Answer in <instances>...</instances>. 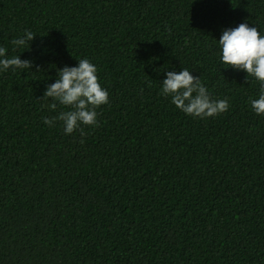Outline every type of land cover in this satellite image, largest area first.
<instances>
[{"label":"trees","instance_id":"trees-1","mask_svg":"<svg viewBox=\"0 0 264 264\" xmlns=\"http://www.w3.org/2000/svg\"><path fill=\"white\" fill-rule=\"evenodd\" d=\"M241 22L264 34V0H0V46L31 61L0 73V264H264L259 85L215 40ZM85 57L109 103L65 135L44 91ZM185 67L229 110L160 95Z\"/></svg>","mask_w":264,"mask_h":264},{"label":"clouds","instance_id":"clouds-1","mask_svg":"<svg viewBox=\"0 0 264 264\" xmlns=\"http://www.w3.org/2000/svg\"><path fill=\"white\" fill-rule=\"evenodd\" d=\"M35 35L31 30H24L23 34L11 40L14 48L27 45ZM217 41L218 59L223 68L246 73L259 85L256 96L250 98L249 106L254 114L264 115V34L257 27L241 22L235 27L224 28ZM31 61L21 60L19 55H8L5 47L0 46V73L16 72L29 69ZM98 69L89 58L77 60L75 66L65 65L57 69V78L47 85L44 98L49 111L61 110L53 117H44L43 123L53 126L60 122L65 135L80 130L83 125L95 127L97 125L96 109L109 103L108 90L101 86L97 75ZM185 67L177 71L164 72L160 82V95L170 99L176 109L187 116L196 119L215 117L229 110L227 99H213L209 89L203 84L199 76L190 74Z\"/></svg>","mask_w":264,"mask_h":264}]
</instances>
